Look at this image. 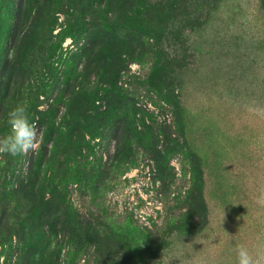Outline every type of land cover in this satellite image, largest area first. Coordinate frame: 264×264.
I'll list each match as a JSON object with an SVG mask.
<instances>
[{
    "label": "rangeland",
    "instance_id": "obj_1",
    "mask_svg": "<svg viewBox=\"0 0 264 264\" xmlns=\"http://www.w3.org/2000/svg\"><path fill=\"white\" fill-rule=\"evenodd\" d=\"M0 264L264 256V0H0Z\"/></svg>",
    "mask_w": 264,
    "mask_h": 264
},
{
    "label": "clouds",
    "instance_id": "obj_2",
    "mask_svg": "<svg viewBox=\"0 0 264 264\" xmlns=\"http://www.w3.org/2000/svg\"><path fill=\"white\" fill-rule=\"evenodd\" d=\"M8 131L0 135V156L26 154L38 147L39 131L31 121L27 107L17 104L7 118ZM237 264H264V256L253 257L243 245L236 246Z\"/></svg>",
    "mask_w": 264,
    "mask_h": 264
}]
</instances>
